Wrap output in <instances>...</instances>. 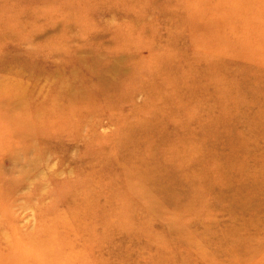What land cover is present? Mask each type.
<instances>
[{
    "label": "rangeland",
    "instance_id": "rangeland-1",
    "mask_svg": "<svg viewBox=\"0 0 264 264\" xmlns=\"http://www.w3.org/2000/svg\"><path fill=\"white\" fill-rule=\"evenodd\" d=\"M0 264H264V0H0Z\"/></svg>",
    "mask_w": 264,
    "mask_h": 264
}]
</instances>
